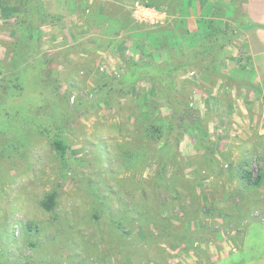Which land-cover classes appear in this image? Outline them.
<instances>
[{"label": "rangeland", "instance_id": "1", "mask_svg": "<svg viewBox=\"0 0 264 264\" xmlns=\"http://www.w3.org/2000/svg\"><path fill=\"white\" fill-rule=\"evenodd\" d=\"M210 1L224 39L198 56L186 41L184 65L166 74L144 64L166 63L140 54L132 33L172 26L181 0H0V264L264 260V135L210 109L231 95L257 109L264 89L245 85L255 72L247 37L228 25L243 0ZM199 5H188L191 32ZM169 82L198 110L212 146L182 128L163 168L142 121L162 117L163 135L173 129ZM136 150L146 158L131 159Z\"/></svg>", "mask_w": 264, "mask_h": 264}, {"label": "trees", "instance_id": "2", "mask_svg": "<svg viewBox=\"0 0 264 264\" xmlns=\"http://www.w3.org/2000/svg\"><path fill=\"white\" fill-rule=\"evenodd\" d=\"M197 0H181L177 18L173 21V25L159 26L147 30H137L132 35L137 39L138 52L146 56H154L165 58V65H152L150 60H145L144 64L152 70L160 73L169 74L180 66L177 61V55L183 51V46L187 42H194L193 54L195 56L203 55L207 51L214 50L217 43L224 39L225 32L222 27H225V21L222 20V13L213 7V2L210 0H198L199 13L196 14L197 31L191 32L187 28L186 17L195 13L189 10V4L193 6ZM205 1V4L202 2ZM218 3H220L218 1ZM193 8V7H191ZM175 26V28H172ZM260 26V25H259ZM264 26V25H262ZM222 34V35H221ZM200 41V42H199ZM173 52L171 59L170 50ZM176 54V55H175ZM128 77L123 76L120 80L124 83ZM169 87L172 88V103L178 109L176 121L168 122L172 124L173 129L169 128V132L163 135V127L165 125L162 117L152 119V121H142L144 125L143 137L156 136L157 145V161L158 165L165 167L167 163L176 160L178 151V143L181 138L182 128L189 127L196 133L197 142L208 147L212 146L208 132L204 125V121L197 109L190 107L189 102L183 96H180L178 90L169 82ZM179 95V96H178ZM175 125V126H174ZM174 130V131H173ZM162 135L164 139H162ZM53 148L59 156L66 154L67 147L58 135H54L51 140ZM146 158L145 155L138 153L136 150L131 159L141 160ZM261 174L251 180V173L247 172L244 176L245 180L251 183H258ZM45 209H50L53 204V195H49L42 202Z\"/></svg>", "mask_w": 264, "mask_h": 264}, {"label": "crops", "instance_id": "3", "mask_svg": "<svg viewBox=\"0 0 264 264\" xmlns=\"http://www.w3.org/2000/svg\"><path fill=\"white\" fill-rule=\"evenodd\" d=\"M239 12L242 17L236 19V21H233L232 23L229 22L228 25L231 26V30L233 32L242 31L247 37L243 53L253 62L255 72L253 74V79L247 81L245 85L252 88L257 94H263L264 26L262 25H264V0H243L240 3ZM238 78L243 79L245 77L240 75ZM232 80L234 79L232 78ZM261 84H263V87H261ZM222 85L223 84H219L218 82L217 84L211 86L210 90H213V92L215 90L221 91ZM236 85L237 84H232L233 87L231 93H234V90H236ZM240 89L241 91L244 90L243 88ZM231 96L232 97L229 100L221 99L210 105L213 115L222 120L229 119L232 120V122L240 121L246 128L254 127L259 134L264 135V105L254 109L250 106V103L247 102V98L242 96V98L238 101L236 96ZM230 125L232 126L234 124L231 123ZM253 260H246L245 263L241 264H250ZM259 264H264V260L262 259Z\"/></svg>", "mask_w": 264, "mask_h": 264}]
</instances>
